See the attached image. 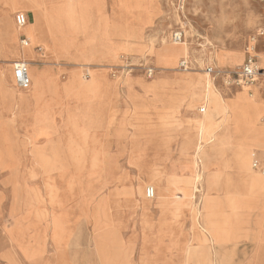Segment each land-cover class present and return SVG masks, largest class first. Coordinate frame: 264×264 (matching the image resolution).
Returning <instances> with one entry per match:
<instances>
[{
    "label": "rangeland",
    "instance_id": "374dc122",
    "mask_svg": "<svg viewBox=\"0 0 264 264\" xmlns=\"http://www.w3.org/2000/svg\"><path fill=\"white\" fill-rule=\"evenodd\" d=\"M52 1L55 4L73 2L80 15V4L85 5L87 0ZM96 1L99 9L91 6L87 30L74 31L63 20L54 37L64 42L60 41L53 51L47 49L54 38L50 32L36 31L29 39L26 33L31 26L27 25L21 30L18 28L19 36L15 34L12 41L0 29V125L8 124L5 130L0 128V264H114L116 261L117 264H133L137 249L132 241L137 240L139 233L142 253L148 254L151 238L145 226L152 225V220H146V211L150 209L145 204L116 208L114 203L110 208L105 197L116 194L113 176L132 177L135 173L136 178L140 176L145 180L149 172L153 178L147 181V188L153 181L154 186L158 180L161 182L155 198L157 204L164 205L162 197L175 189L185 196V207L178 217L170 210L163 214L177 220L180 217V226L186 227L187 243L193 229H199L197 221L201 217V224L207 227L204 204L208 193L213 195L215 191L226 213L218 215L216 221L224 225L228 220V232L237 234L231 241L236 243L247 237L246 226L250 227L259 237V243L247 264H264V100L260 96L264 84L254 93L251 86L233 85L234 81L229 80L230 75L234 77L240 70L248 52L264 67V35L256 43L257 31H264V5L258 0ZM0 2L3 10L4 0ZM17 12L28 13L30 24L34 21L33 13ZM177 31L185 35L183 41L190 50L186 57L175 58L160 51L163 38L172 44L173 33ZM70 40L73 44L66 46ZM87 40L93 41L87 44ZM65 51L68 54L64 55ZM18 62L28 63V70L37 78L40 70L51 76L44 78L42 84L32 81L29 89H23L16 85L13 76ZM98 67L103 69L93 70ZM211 67L214 72H210ZM78 70L85 77L105 72L125 94L128 92L137 122L159 125L153 128L165 137L140 141L135 146L134 156L127 141L119 144L114 138L104 137L111 102L108 94L101 107L105 121L102 126L90 129L91 138L101 139L96 144L100 156L95 155L92 145L78 153L70 146L73 140L70 117L66 129L60 115H56L57 120L49 119L50 124L55 123V131L48 130L51 134L48 138L33 140L39 128L35 124L36 110L42 113L51 106H62L56 102L55 79L60 95V88L65 87ZM186 74L191 78L190 84L186 82ZM199 83L205 91L200 97L195 94L200 90ZM188 86L190 99H185L189 94ZM215 86L224 87L227 107L213 101ZM27 90L34 95L36 106L16 103L20 93ZM232 91L245 97L234 99L237 105L232 101ZM42 92L43 96L38 98ZM7 93L11 94L7 96ZM73 97L83 113L86 101L81 96ZM66 101L69 106H75L73 101ZM203 106L208 107L204 114L200 112ZM243 108L246 109L244 114ZM115 116L118 121L124 120L125 108L115 109ZM82 120L84 122V117ZM165 123L174 124L165 127ZM118 126L111 127L110 132ZM168 131L175 133L169 136ZM197 132L201 136L199 141L216 138L205 148L202 161L193 157ZM39 152H46L53 159L52 166L44 167L35 161ZM159 152L164 154L158 155ZM45 162L43 160V164ZM255 163L263 169H256ZM173 164L178 166L177 174L182 169L189 175L190 184L182 182V188L181 184L173 186L169 179ZM165 166L170 167L161 168ZM229 169L235 172L226 173L223 178V171ZM224 179L226 186L220 188ZM105 180L111 182L106 184ZM201 186H207L204 198ZM50 192L57 193L53 202ZM231 197L241 203L238 217L231 210ZM198 206L202 210L199 218ZM54 217L60 221L54 222ZM102 226L106 227L103 231L112 229L114 233L110 231L113 236L104 238L107 239L105 251L100 254L96 244L99 233L95 232ZM189 243L188 257L191 254L189 259H192L189 264H211L214 257L210 250L218 243L203 241L195 245L192 240ZM252 250V246L241 245L222 249L216 264H241ZM145 261L150 264L148 256Z\"/></svg>",
    "mask_w": 264,
    "mask_h": 264
},
{
    "label": "bare ground",
    "instance_id": "6f19581e",
    "mask_svg": "<svg viewBox=\"0 0 264 264\" xmlns=\"http://www.w3.org/2000/svg\"><path fill=\"white\" fill-rule=\"evenodd\" d=\"M80 5H81L80 15H77L76 5L73 2H68V3H64V4H55L54 1H52V0H4V5H3L4 8H3V10L0 9V29L2 31V34L7 39L12 40V41H13L12 37L15 34H17V36L19 35L18 28H20V30H21V29L25 28L27 25L31 26L30 28H28L27 33H26V37L29 39H32L31 37H33V35L36 31H41V30H45L47 32H50L52 37H54L55 33L60 28V24L64 22L63 21L64 19L69 23V25L73 28L74 31H78L81 29L87 30L89 27V23H90L89 12L91 10V6L96 5L97 10H98L99 4L96 0H87L85 5L84 4H80ZM17 10H24L26 12L33 13L34 14V21L31 24L29 23L26 26L20 27L17 24V22H15V20L13 19V15H14V13H16ZM60 41L64 42V39L58 40V38L54 37L53 42L51 43L52 45H49L47 47L48 51L49 50L53 51L54 47H56ZM92 41L93 40H87V44L91 43ZM72 44H73V41L70 40V42H68L66 46H71ZM251 46L253 47L252 44H251ZM159 48L163 54H168V55H171L175 58H178V56H180V55H184L186 57L190 53L189 52L190 50L188 48V44H186L183 40L179 41L177 43L174 42V40H173V43L171 44L170 42L167 41V39L165 37L163 38L161 46ZM63 53H64V55L68 54V51H65ZM184 61H182V62H184ZM237 68H236V70H237ZM40 71H41V74H40V77H38V78L35 75H32V73H30L31 81L42 84V81L44 78L51 76V74L49 75V72H44V70H40ZM106 75L107 74H105V72L100 73L98 75L91 73L90 77H85V76L81 75V71L78 70V71H75L73 73V77L71 78V81L66 82V84H65V89L69 95H73L76 97L81 96L86 101V103L84 104L85 111H83V113H82V117H84L83 125L79 123V121H78L77 117H75L74 113L70 112L68 114V117H70L69 118L70 124L73 126V129L70 132L73 136V140L69 144L71 147L72 146L74 147V150L77 151L76 153H78L79 151H82V149L88 148L92 145L93 146L92 149L95 152V155L100 156V149H98L96 147V144L98 142H100L101 139L99 140L98 138H91L92 134L90 133V129H92V127H95V126L96 127L102 126L103 122L106 119V117L103 116L104 110H102L101 107L104 106L105 97L111 93L112 88L114 86V84H113L114 82H112L109 79V77L107 78ZM186 77H187L186 82L188 84H190L191 78L190 77L188 78V74H186ZM227 82L229 83L228 80H227ZM57 84L58 83L55 79V81H54V85L56 86L55 91H56V94L59 98L60 95H59L58 90H57V86H58ZM201 84L202 83H199V86H198L200 88L199 92H195L196 96H198V97H200L201 94H203L205 92L204 90L201 89V87H200ZM189 86H188L189 94H188V97L184 96L185 99L186 98L190 99L189 95L191 92L189 90ZM50 88L53 89L52 87H50ZM43 93L44 92H42L38 96V98H41L43 96ZM263 93L264 92L262 91L260 93V96L264 100V94ZM231 94L233 95L232 97H234L232 99V101L235 105H237V103L235 102L234 99L243 100V98H245L242 93H240V95L237 96L232 91ZM212 95L214 98L213 101L216 104H220L221 106L227 107L228 103L226 101L227 97H226V94L224 93V87L221 88V87L215 86ZM94 96L97 97V100H93ZM185 101H187V100H185ZM185 101H182V102H185ZM203 107L205 108V111H206V106H203ZM242 113L243 114L246 113L245 108H243ZM170 124H174V123H165L164 125H165V127H170ZM174 133L175 132H169V131L166 132V134H168L169 136L174 135ZM200 139H201V136L198 133V140L196 142V150L193 154V157L195 159L197 158V161L203 160L202 153L205 152V150H206L205 148L207 147V145H209L210 143H212L216 140V138L213 139V137H212V140L210 139V140H205V141L204 140L199 141ZM251 156H252V154H251ZM44 160L46 161L44 163V166H46V167H48L50 165L52 166V162H53L52 160L53 159L52 160L44 159ZM196 167H197V165H196ZM177 170H178V166L173 164V166L171 168V173L169 175V179H171L170 182H172L173 186L179 187V185L182 182L190 184L191 182L188 179L189 175L188 176H186V175L180 176L179 173L177 174ZM193 177L196 178V175ZM157 179H160V176L157 177ZM252 179H253V177L251 178V180ZM249 184H252V182H249ZM203 185H204V183H203ZM204 187L205 186L200 187L201 195L203 196V198L206 195L205 194L206 191H205ZM209 193H211V192H209ZM209 193L207 195L206 203L205 204L203 203L205 205V210H206V214H207V219H208L207 227L208 228L203 226V224H201L200 220L197 221L198 226H199L200 231H203V232H205L206 235L210 236L209 238H210L211 242H213L214 244L218 243L219 246L224 248L225 247L224 245L227 244L229 241H231V239L234 240V237L237 234L232 233V232H228V228L226 226L228 223V220L224 221V225H221L220 223H218L216 221V218L218 215L226 214V213H225L224 209L222 208V203L219 200V198H217V196L215 194L212 195ZM56 197H57V193H54V192L49 193V198H50L51 202L55 201L57 199ZM184 197L185 196L180 194L179 191H177V189H175L174 192H171L170 194L169 193L165 194L162 197V201H163L165 206L166 205L171 206L168 210L172 211L173 215L175 217H178L183 206L185 207V203L183 202ZM230 203H231V210H232L233 214L236 217H238L240 214L239 208L241 206V203L236 201L233 197H231ZM194 211H196V210H194ZM193 213H195V212H193ZM196 214H197L198 218L202 215L201 207L198 206ZM53 220H54V222H58V221H60V218L54 217ZM95 227H99V225H96ZM103 228H106V227L102 226L101 228H99L95 232V233H99V235L97 237V243L96 244L98 246V252L100 254H102L105 251L104 242H105V240L107 241V239H104V238H109L111 233H114L113 232L114 230L111 231L112 229L110 230L109 228H107L111 231V233H110V231H108V230L103 231ZM216 229L218 232L217 231L215 232ZM111 236H113V235H111ZM190 256H191V254L189 255V257ZM189 257H187V259H188V262L190 263V262H192V259H189ZM215 263H216V258H212L211 264H215Z\"/></svg>",
    "mask_w": 264,
    "mask_h": 264
},
{
    "label": "crops",
    "instance_id": "0c3cea01",
    "mask_svg": "<svg viewBox=\"0 0 264 264\" xmlns=\"http://www.w3.org/2000/svg\"><path fill=\"white\" fill-rule=\"evenodd\" d=\"M262 31H263V29H260L259 31H257L258 32V34L256 36L257 37V44H258V40L260 39V37L263 33ZM16 38H17V36H16ZM14 66H16V64ZM68 66H70V65H66L65 67H67V69L72 70V68H70ZM75 66L82 68V65H75ZM54 67H56V66H54ZM56 69H59V67H56ZM98 69H103V68L98 67V68L93 69V70L95 71ZM63 80H65V79H63ZM7 81L9 84H11V82L9 80H7ZM262 84H263V82L261 80H259V82H257L255 85H253L251 87L254 90V93L262 88ZM0 91H2L1 87H0ZM59 92H60L61 96H60V98H57L56 102L61 103V105H62L61 107L51 106V108L44 110L42 113H40V112H38V110H36L35 114L36 113L37 114L35 116V124L37 126H39V128H37L35 135L33 136V140L38 141L41 137L48 138L51 135L48 130L55 131L54 130L56 127L55 123L52 122L50 124L49 119H51V118L56 119V115H60V117H63L62 126L65 129L68 125V114H69V112L74 113L75 117H77V119L80 121V123L83 124V122H82L83 117H81L82 111L79 108V105H78L79 102L77 101V99H75L72 95H69L64 86H62V88H60ZM248 92H249V87H247V93ZM10 94L11 93H7V96H9ZM127 94H128V92H127ZM127 94H125L124 89H121V87H119L114 82V86L112 88V91L110 93V98H109L111 102H110V107H109V111H108V115H107L108 116L107 127L105 128V133H104L106 136H104V137L114 138L115 141H117L119 144H121L122 141H127L130 144L131 154H132V156H134V153L136 150L135 146L139 145L140 141H146V140H148V138H152V137H157L158 139L159 138L163 139L165 136L164 137L161 136L159 131H156L157 129L153 128V127L159 128V125L153 126L150 124L137 122V120L135 119V116L133 115L134 112H133L132 108L130 107V103L128 101L129 95H127ZM253 94H251V96ZM33 96L34 95L32 93H30L29 90H27L25 92H21L20 96L18 98V101L16 103L17 104L19 103L18 105L36 106V103L34 101ZM67 99H68V101L69 100L73 101L75 103V106H69L67 101H66ZM93 100H97V97L94 96ZM117 108L118 109L125 108L126 117L124 118V120H121V121L116 120L115 109H117ZM207 111H208V107L206 106L205 112H207ZM0 122H1V120H0ZM116 124H118L119 126L115 128V131L112 130L113 133L110 132L112 129L111 127H115ZM7 126H8L7 123H1L0 128H2V130H5L7 128ZM152 129H154V130H152ZM104 139L105 138H102V141H104ZM103 148H104V146H102V148H101L102 153H105ZM163 152H164V150H163ZM163 152L162 153L159 152L158 155L164 154ZM132 156H131V158H132ZM50 158L51 157H49L46 154V152H39V153H36L35 161L39 165H44L43 160L44 159L51 160ZM157 162H161V161H157ZM154 166H156V164ZM170 166H168V167H170ZM168 167L165 166V167H161V168H165V170H166ZM48 172L49 171L47 170L46 173H48ZM193 172L194 171H192L191 173H193ZM232 172L234 173L235 170L229 169L228 171H223L224 175L222 177L224 178L226 173L231 174ZM179 174H180V176H185L182 169H179ZM107 177H110V176H107ZM113 177H114L113 182L116 185L114 193H116V194L114 197H111V196L105 197L110 208H112L114 204H116V206L114 205L116 208L117 207L121 208L124 206H125V208H129L130 206H135V205L139 206V205L145 204L150 209V211H146L147 212L146 220H149V221L152 220V225L145 226L146 231L149 234V238H151V240L148 241L149 242L148 243L149 244L148 254L145 255L144 252L142 253L141 242L139 240V234L140 233L138 234L137 240H134V238H135V235H134L131 240H134L132 242H133V244H136L137 251H136V254L135 253L133 254L134 255L132 258L133 264H147V262L145 261L146 256H148V258L150 260V264H189L187 257H188V247H189L188 243L190 240H192V243L195 245H199L203 241L207 242L208 244L211 243L209 236L206 235L205 232L200 231V229H195V228L193 229V234L191 235V237L189 238L188 243H187L186 227H185V225H182V227L180 226V224H181L180 217L177 220V218L173 219L172 217L164 215L171 206H168V205L165 206L163 204H157L158 201L155 199L156 197L155 198H148V196H146V189H147L146 184L149 182V180H151V178H153L152 173L149 172V175L144 176L145 180H142V178L140 176H138L136 178L135 173L132 177H128V176L123 177L121 174H117L116 176H113ZM146 178H147V180H146ZM105 181H106V184H108V182L109 183L111 182L109 180H105ZM153 182L149 186H153L155 188V191L157 194L158 185L161 182L158 181L156 183V186L153 185ZM222 182H220V188H225V186H226L225 179L222 180ZM181 185H180L181 188L184 187V184H181ZM140 187L142 189H140ZM230 187L235 188L237 186L236 185H230ZM213 194L217 195V193L215 191H213ZM219 194H221V193H219ZM229 194H233V193H229ZM148 216H150V217H148ZM200 220H202V217ZM113 222H115V221L113 220ZM140 224L142 225L141 228L143 231L144 228H143V223H142L141 219H140ZM138 226H139V223L137 222L136 228L139 231L140 228H138ZM246 227H247V237H244L243 239L237 241V243L234 241H231V242L225 244L224 248H221V247H219V245L216 244L210 250L212 253V256L214 258H216L218 255V252L221 251L222 249H227V248H231V247L233 248V247H236L239 245L248 246V247L252 246V248H253L252 253L247 257V259L245 261H243L241 263V264H247L253 258V255H254V253L257 249L258 243H259V241H258L259 237L257 238L255 236V233L252 231V229L250 227H248V226H246ZM116 250H118V248H116ZM216 260H217V258H216ZM117 262L118 261H116L114 264H117Z\"/></svg>",
    "mask_w": 264,
    "mask_h": 264
},
{
    "label": "built area",
    "instance_id": "2783aa9c",
    "mask_svg": "<svg viewBox=\"0 0 264 264\" xmlns=\"http://www.w3.org/2000/svg\"><path fill=\"white\" fill-rule=\"evenodd\" d=\"M264 5V0H258ZM15 21L20 27L26 26L29 24L28 15L25 12H17L15 16ZM262 35H264V31H262ZM174 42L182 41L184 38V34L182 31H177L173 33ZM26 39V38H25ZM24 40V39H23ZM22 40V42H23ZM28 63L26 62H18L14 68V79L17 86L23 89H29L31 87V77L30 70H28ZM214 68L211 67L210 72H214ZM153 71H151L152 73ZM230 82H233V85H241L243 86H252L261 80L264 84V67L258 63L257 57L253 55L251 52H248V56L242 63V66L239 71L234 73V77L229 76ZM200 112H205V108L202 107ZM256 169H263L259 166L258 163L254 164ZM146 196L148 198H155L156 191L153 186H149L146 189Z\"/></svg>",
    "mask_w": 264,
    "mask_h": 264
}]
</instances>
